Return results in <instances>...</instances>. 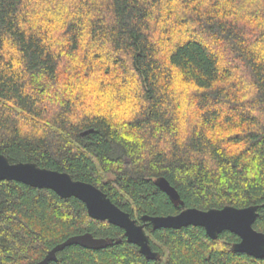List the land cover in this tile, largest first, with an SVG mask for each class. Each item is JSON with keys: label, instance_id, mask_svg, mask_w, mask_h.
I'll return each instance as SVG.
<instances>
[{"label": "trees", "instance_id": "1", "mask_svg": "<svg viewBox=\"0 0 264 264\" xmlns=\"http://www.w3.org/2000/svg\"><path fill=\"white\" fill-rule=\"evenodd\" d=\"M67 5L0 0V154L92 183L137 223L254 204L264 233V0ZM145 232L153 259L77 198L0 180V264H33L83 233L108 243L49 264H264L228 230Z\"/></svg>", "mask_w": 264, "mask_h": 264}, {"label": "water", "instance_id": "2", "mask_svg": "<svg viewBox=\"0 0 264 264\" xmlns=\"http://www.w3.org/2000/svg\"><path fill=\"white\" fill-rule=\"evenodd\" d=\"M0 180H15L32 187L51 189L63 198H77L85 204L92 218L107 220L123 229L127 241L137 245L140 253L149 259L155 258L157 253L151 249L149 237L145 232L146 224H150L153 229L201 226L213 239L222 231L228 230L239 237V241L232 244L234 251L264 259V233L253 227L258 205L241 208L226 205L207 210L189 207L176 214L143 215L140 218L141 223H137L128 212L113 203L101 188L89 182L75 180L64 171L40 167L34 162H10L6 156L0 154ZM156 183L171 201L182 204L177 190L165 178L160 177ZM107 243L106 239L94 237L89 233L73 235L56 244L41 260L33 264H49L56 259L58 251L72 244L88 249H101Z\"/></svg>", "mask_w": 264, "mask_h": 264}, {"label": "rangeland", "instance_id": "3", "mask_svg": "<svg viewBox=\"0 0 264 264\" xmlns=\"http://www.w3.org/2000/svg\"><path fill=\"white\" fill-rule=\"evenodd\" d=\"M63 1V4L67 7L68 5L67 4H70L71 3V1L72 2H74V0H62ZM46 5H49V6H52L53 5V2L51 1V2H47L46 3ZM174 6V8H175V10L176 11H179V12H181L180 14L182 15L185 11L183 10V8L181 7V5H180V7L179 6H175V5H173ZM261 6V5H260ZM258 7V6H257ZM183 16V15H182ZM181 16V17H182ZM38 17V16H37ZM39 21V20H38Z\"/></svg>", "mask_w": 264, "mask_h": 264}, {"label": "flooded vegetation", "instance_id": "4", "mask_svg": "<svg viewBox=\"0 0 264 264\" xmlns=\"http://www.w3.org/2000/svg\"><path fill=\"white\" fill-rule=\"evenodd\" d=\"M141 223V222H140Z\"/></svg>", "mask_w": 264, "mask_h": 264}]
</instances>
